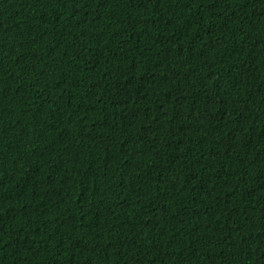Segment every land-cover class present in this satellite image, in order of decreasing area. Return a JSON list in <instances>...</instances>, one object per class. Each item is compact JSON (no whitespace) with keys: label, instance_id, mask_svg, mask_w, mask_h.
I'll return each instance as SVG.
<instances>
[{"label":"trees","instance_id":"1","mask_svg":"<svg viewBox=\"0 0 264 264\" xmlns=\"http://www.w3.org/2000/svg\"><path fill=\"white\" fill-rule=\"evenodd\" d=\"M0 264H264V0H0Z\"/></svg>","mask_w":264,"mask_h":264}]
</instances>
